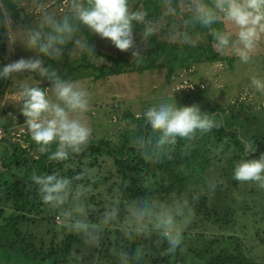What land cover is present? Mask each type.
<instances>
[{
	"label": "clouds",
	"instance_id": "obj_1",
	"mask_svg": "<svg viewBox=\"0 0 264 264\" xmlns=\"http://www.w3.org/2000/svg\"><path fill=\"white\" fill-rule=\"evenodd\" d=\"M21 3L32 17L27 27L12 30L11 19L4 16V0H0V26L11 43L19 41L36 57L0 67V79H14L11 100L19 103L31 140L52 161L76 160L93 136L84 118L91 109L87 87L40 58L58 62L67 50L73 56L99 58L100 63L102 57L94 53L82 26L121 51L134 47V28H139L145 42L166 39L180 47H197L206 33L219 56L235 61V77L246 79L253 95L264 96V0H157L154 6L133 5L132 0H66L62 9L53 7L50 0ZM132 56L136 63L145 57L139 51ZM25 72L29 75L22 80L13 77ZM32 74L50 86L41 87ZM186 86L190 84L170 89L140 114L151 135L138 136L134 143L146 158L169 156L180 141L192 147L200 136L219 127L198 105H177L173 92ZM223 150V146L216 149L218 153ZM254 151L253 144H245L244 156L233 163L232 178L264 189V153L247 158ZM106 175L98 167L85 166L74 175L53 171L32 176L43 206L58 214V227L79 240V248L69 253V264H91L110 233L118 234L114 238L120 240L111 250V264H148V249L138 240L153 237L166 245L163 255L175 256L184 250L195 202L219 183L209 177L199 187L161 193L152 181H146L137 195L128 197L126 183L113 185L105 181ZM101 193L104 202L97 209L93 198Z\"/></svg>",
	"mask_w": 264,
	"mask_h": 264
},
{
	"label": "trees",
	"instance_id": "obj_2",
	"mask_svg": "<svg viewBox=\"0 0 264 264\" xmlns=\"http://www.w3.org/2000/svg\"><path fill=\"white\" fill-rule=\"evenodd\" d=\"M17 1L4 0L3 12L6 18L10 17L23 26L24 20ZM156 2L157 0H137L135 5L154 6ZM81 30L96 56L106 57L113 62V66L101 68L89 62V55H82L81 62H78L67 53L62 67L58 62L42 57L45 65L51 64L64 77L73 80L85 77L98 80L130 71L155 69H165L169 78L177 70L190 68L197 63L226 60L215 52L211 37L206 33L197 47H180L166 39L157 41L152 38L146 42L145 50L141 52L145 56L143 61L136 63L119 53L110 56L101 52L95 47V34L90 33L86 26H82ZM11 62H14V57L9 36L5 28L0 26V67ZM11 78L0 79V98L7 92ZM193 104L217 120L219 127L210 134L200 136L192 147L180 141L169 156L161 159L146 158L137 149L134 143L136 137L151 135V130L139 118L140 115L132 113L128 116L133 126L122 133L116 146H112L108 140L92 139L87 150L70 162L58 163L50 160L47 154L40 153L38 145L31 140L28 132L24 133L26 146L0 141L3 145L0 154V217L9 210V214L3 217L4 224L0 225V264H69V253L79 248V240L73 235L66 234L59 243L51 237L49 243H46L35 232L23 228L24 224L37 223L39 217L42 220L48 219L47 222L52 221L48 215L52 212L46 211L40 201L32 176L53 171L74 175L82 167H96L109 162L108 172L114 173L113 177L126 183L128 197L137 195L146 181H152L157 191L168 193L199 187L207 178L216 177L219 183L215 190L210 193L205 191L195 202L196 214L192 223L205 231L210 227L224 228L231 225L235 215V205L232 204L235 199L232 194L242 184L232 178L233 163L244 156V146L247 143L255 147L254 153L248 154L247 158L264 153V130L253 129L250 123L253 116L241 112L234 103L226 107H204L195 100L188 105ZM219 146H223L224 150L218 153L216 149ZM31 150L38 151V154L33 155ZM107 178L105 176V180ZM111 234L104 247L97 250L109 263L113 246L120 243L119 239L110 238ZM198 235L204 236L203 232ZM255 236L258 243L264 246V230L257 231ZM237 239L231 249L225 247L217 252L204 249L196 251V255L202 258V264H264L257 257L243 253ZM138 242L152 251L149 253L148 264H189L180 253L176 254L175 259L174 256L163 255L166 247L164 243L158 247L154 239Z\"/></svg>",
	"mask_w": 264,
	"mask_h": 264
},
{
	"label": "rangeland",
	"instance_id": "obj_3",
	"mask_svg": "<svg viewBox=\"0 0 264 264\" xmlns=\"http://www.w3.org/2000/svg\"><path fill=\"white\" fill-rule=\"evenodd\" d=\"M137 0H132L133 5ZM53 7L57 9L64 8L66 0H50ZM20 8L24 25L12 21V30L23 29L30 23L32 17L28 15L21 0L17 1ZM26 15L28 18L26 19ZM10 18V17H8ZM11 19V18H10ZM88 29V28H87ZM95 34V33H94ZM134 47L127 51L117 49L107 38H101L95 34V47L101 52L116 56L117 53L133 60L132 52L145 50L146 42L140 35L139 28H134ZM14 61L20 58H35L36 53L26 49L19 41L11 43ZM70 47V46H69ZM67 50L61 61H58L62 67ZM71 54V53H70ZM71 56H73L71 54ZM75 60L81 62V56H73ZM99 63V58L88 56L89 62L105 68L113 66V62L104 56ZM42 60V56L40 57ZM237 72L235 61L226 58L224 61L213 63L201 62L192 65L190 68H183L174 72L169 78L166 76L165 69L146 70L143 72L130 71L120 75L109 76L105 79L95 80L92 77L78 79L87 89L91 96V109L84 117L93 129L92 139L108 140L112 146L119 143L122 133L130 129L133 125L128 114L140 115L143 110L151 103L155 102L161 95L166 94L170 89L175 88L182 83H189L190 86L182 87L173 92L174 101L178 106H187L191 101L200 103V106L209 107L210 105H221L226 107L234 103L241 112H246L253 116L250 123L253 129L264 130V96L253 95L249 90L246 79L235 77ZM29 73H14L15 80H22ZM34 79L41 82V87H49L48 81L39 77L38 74H32ZM14 79L11 78L7 92L0 98V128L3 135L0 141L9 143H20L26 146L24 142V127L19 123L20 118L25 117L20 112L19 103L11 100V94L14 91ZM194 92V93H193ZM246 114V115H247ZM259 122V125H258ZM3 151V145L0 144V154ZM33 155L38 151L31 150ZM109 162L101 166H96L101 171L107 172L106 182L116 185L120 180L114 173H109ZM232 204L235 205V215L231 225L224 228L210 227L204 230L202 227L190 225L184 241V250L180 253L189 264H202V258L196 255V251L207 249L209 252H217L222 248L231 249L237 239L239 249L251 257H257V260L264 261V246H261L256 239V232L264 230V189L259 188L253 183L241 184L237 192H233ZM93 202L97 209L103 206V193L99 197H94ZM49 211V210H46ZM9 214L7 209L0 217V225H3V217ZM48 219L42 220L40 217L37 223L24 224L23 228L35 232L46 243H49L51 237L56 242H60L66 235L58 227L57 215L52 212ZM203 232L204 236L199 237ZM117 234L112 233L110 238ZM231 236V238H228ZM158 247L163 244L157 238ZM152 253V251H148ZM99 252L94 254L91 264H111L103 259ZM176 255L174 256V259Z\"/></svg>",
	"mask_w": 264,
	"mask_h": 264
},
{
	"label": "water",
	"instance_id": "obj_4",
	"mask_svg": "<svg viewBox=\"0 0 264 264\" xmlns=\"http://www.w3.org/2000/svg\"><path fill=\"white\" fill-rule=\"evenodd\" d=\"M19 123H20V124H23V127H24L25 132H28V131L26 130L25 126H24V119H23V118H20Z\"/></svg>",
	"mask_w": 264,
	"mask_h": 264
},
{
	"label": "built area",
	"instance_id": "obj_5",
	"mask_svg": "<svg viewBox=\"0 0 264 264\" xmlns=\"http://www.w3.org/2000/svg\"><path fill=\"white\" fill-rule=\"evenodd\" d=\"M3 135V130L0 128V138L2 137Z\"/></svg>",
	"mask_w": 264,
	"mask_h": 264
}]
</instances>
